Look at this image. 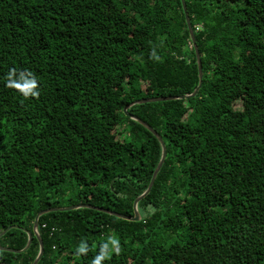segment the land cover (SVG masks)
Masks as SVG:
<instances>
[{"label": "trees", "instance_id": "16d2710c", "mask_svg": "<svg viewBox=\"0 0 264 264\" xmlns=\"http://www.w3.org/2000/svg\"><path fill=\"white\" fill-rule=\"evenodd\" d=\"M0 0V248L38 264H264V0ZM201 30H197L198 26ZM31 72L39 95L6 87ZM122 133L124 134L123 136ZM119 242L118 251L110 242ZM83 241L86 254H77ZM0 250V263L33 264Z\"/></svg>", "mask_w": 264, "mask_h": 264}, {"label": "water", "instance_id": "95a60500", "mask_svg": "<svg viewBox=\"0 0 264 264\" xmlns=\"http://www.w3.org/2000/svg\"><path fill=\"white\" fill-rule=\"evenodd\" d=\"M181 1H182V6H183V9H184V12H185L186 20H187L188 30H189L190 35H191L192 44L195 47V53H196V57H197V63H198V68H199V85H198L197 89L191 95H186V96L153 98V99H148V100L135 101V102H133L132 104L128 105L125 108V112H127L130 108H132L134 106H137V105H144V104H149V103H158V102H167V101H176V100L194 98V97H196L198 95L200 89L202 88V85H203V69H202L201 55H200L198 47L196 46V36H195V32H194L193 27H192L191 19L189 17L188 12H187L186 2H185V0H181ZM129 116H130V118L132 120L140 123L147 130H149L152 134H154L156 136V138L159 140V142L161 143V145H162L161 160L159 162L158 167L156 168V170L154 172V175H153V178L151 180V183H150L148 189L145 191V193L143 195H141L140 197H138L135 200V202H134L135 217L134 218H130V217L122 216L120 214H116V213L111 212L109 210H104V209H100V208L93 207V206H87V205H79V206H74V207H70V208H63V209H50V210L42 211L36 216L35 221H34L33 233L27 231L28 243H27L26 247L23 250H11V249H4V248H0V250L12 251V252H15V253L26 252V251L29 250V248H30V246L32 244V241H33V237L35 236L39 240L40 251H39L38 257L35 259L33 264H38L40 262V260L42 259L43 255H44V245H43L42 239H41L40 234H39V219H40L41 216H43V215H45V214H47L49 212H54V211H58V210L65 211V210H74V209H77V208H85V207H87V208L95 209L97 211L104 212V213L109 214V215L116 216L118 218H121V219H124V220H127V221L138 222L140 220V214H139V211H138V204L140 203L141 200H143L147 195L150 194V192H151V190H152V188H153V186L155 184L156 178H157L158 174L160 173V171H161V169H162V167H163V165H164V163L166 161L167 150H166L165 143L163 142L161 136L149 124H147L146 122L142 121L140 118H138L136 116H133V115H129ZM11 229H12V227H9L6 230H4L3 232H1L0 233V239L3 236H5ZM0 264H4V263H0Z\"/></svg>", "mask_w": 264, "mask_h": 264}, {"label": "clouds", "instance_id": "9594fccd", "mask_svg": "<svg viewBox=\"0 0 264 264\" xmlns=\"http://www.w3.org/2000/svg\"><path fill=\"white\" fill-rule=\"evenodd\" d=\"M6 87L14 89L18 95L24 98L36 97L39 95L37 80L31 72H21L17 74L15 69H10L6 77ZM110 242L114 246L113 250L118 251L119 242L111 238ZM107 249L108 244L102 245L101 253L94 257L92 264H101V262L106 258V255H108ZM87 251V244L81 241L77 247V254H86Z\"/></svg>", "mask_w": 264, "mask_h": 264}, {"label": "rangeland", "instance_id": "374dc122", "mask_svg": "<svg viewBox=\"0 0 264 264\" xmlns=\"http://www.w3.org/2000/svg\"><path fill=\"white\" fill-rule=\"evenodd\" d=\"M198 28H199V30H201V26H200V25L198 26ZM123 135H124V134L122 133V135H121V136H123Z\"/></svg>", "mask_w": 264, "mask_h": 264}, {"label": "built area", "instance_id": "2783aa9c", "mask_svg": "<svg viewBox=\"0 0 264 264\" xmlns=\"http://www.w3.org/2000/svg\"><path fill=\"white\" fill-rule=\"evenodd\" d=\"M197 30L199 31V28L197 27Z\"/></svg>", "mask_w": 264, "mask_h": 264}]
</instances>
